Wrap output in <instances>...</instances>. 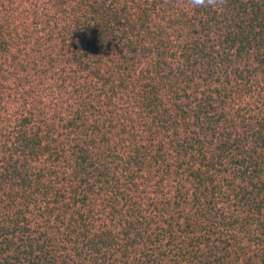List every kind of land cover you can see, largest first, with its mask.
Returning <instances> with one entry per match:
<instances>
[{
    "label": "trees",
    "instance_id": "trees-1",
    "mask_svg": "<svg viewBox=\"0 0 264 264\" xmlns=\"http://www.w3.org/2000/svg\"><path fill=\"white\" fill-rule=\"evenodd\" d=\"M14 1L27 20L29 0ZM32 2V28L15 37L17 8L0 30L1 60L24 75V107L0 108L13 124L0 131V264H264V108L241 121L229 109L264 71V0L192 12L188 0ZM31 66L76 86L56 82L78 99L61 134ZM132 87L154 114L147 143L129 111L103 118L96 104ZM56 162L66 184L43 183Z\"/></svg>",
    "mask_w": 264,
    "mask_h": 264
},
{
    "label": "rangeland",
    "instance_id": "rangeland-1",
    "mask_svg": "<svg viewBox=\"0 0 264 264\" xmlns=\"http://www.w3.org/2000/svg\"><path fill=\"white\" fill-rule=\"evenodd\" d=\"M18 1V0H17ZM23 1V0H21ZM26 1V0H24ZM30 1V2H29ZM28 3L20 6V8H28L29 10V14L26 15L27 20L24 19L21 15H20V9L18 8L17 4L15 3L14 0H0V30L1 27L5 25L7 22V17H9L10 13L13 12L12 9L17 10L18 8V12L14 11V14L11 16L13 19L16 20L17 22V27H15V37L17 35H19L20 33H25L26 27H33L34 24L32 23V18L33 16L30 15V10H32V0H29ZM39 5V4H37ZM181 5V4H180ZM185 8V10H188L190 12H192V10H195L190 4H187L186 6H183ZM27 10V11H28ZM16 25V23H15ZM11 26L8 28V32L11 33ZM16 30H17V35H16ZM14 51L16 52V49H14ZM13 53V52H12ZM49 53H51L49 51ZM9 57V55H7L6 57H4L5 59ZM10 58H12V55H10ZM14 59V58H12ZM37 60H41L43 59V54L42 55H38L36 57ZM28 60H25L24 64L27 62ZM11 62H5V60H1L0 58V84L1 85H6V89H1L0 86V108H8L10 111L9 113H14L13 111L15 109H18V107L20 106V104H22V100H19V96L16 93V85H19V80H16L18 78V76L21 74V76L24 77V75H22L23 73H21V67L18 69H16L14 67V64H10ZM15 63V62H14ZM22 59L20 60V64H22ZM42 63V62H41ZM252 63V62H250ZM249 63V64H250ZM38 64V63H37ZM40 64V63H39ZM38 64V65H39ZM41 68H43L44 64H40ZM247 65V63H246ZM113 67V65H111ZM32 70H31V74H29L28 78L31 80H33V84L31 87V90H34L37 92L38 98H36L40 103L37 104L38 108H42L41 112H43L46 117L48 118V120H50L52 125H55V127L57 129H59V131H56L55 134L58 135V132L61 134V132L63 133V131L60 129L62 127V123H61V117L62 120L66 119V118H70L69 116V112L71 109L75 108L78 106L77 102V98L75 100H72L70 98L69 95L64 94V91H59L57 85V81L59 80L58 78L63 75L66 77L69 87L68 89L73 92L74 91V85L70 82L71 78L69 77V71L66 73L63 72H59V69H53L52 72H50L48 75H46V77L43 76H37L38 74L34 73L35 72V68L33 66ZM41 68L40 71H41ZM20 69V70H19ZM19 70V71H18ZM26 74V73H24ZM73 77L75 76L74 74H72ZM87 75V74H86ZM80 75H77V77H79ZM89 77V76H88ZM85 76V78H80L81 81H79V84H85L87 81V78ZM28 79V80H29ZM79 79V80H80ZM29 80V81H30ZM235 82V81H234ZM60 84V82L58 83ZM78 84V85H79ZM237 85V84H236ZM239 85H243L244 87V91L246 92V94H241L242 92H234L236 91V86L233 88L232 90V97L231 100L229 102V109L230 106H233L234 109H232L231 114H234L235 110L237 111V115H239L240 120H243V118H247L250 117V119H253L252 116L258 117V114L260 113V110L264 108V71H260L258 72V75H253L251 78H247L245 79V81L243 82V84L239 83ZM26 88H28V85L25 84ZM82 86V85H81ZM99 86H101V84H99ZM115 86L117 87V83H115ZM44 90V91H43ZM131 90H133V87L129 90H119L117 88V93L116 96L114 97V107L110 106L109 102H102L103 99H105L103 96V99H98L99 101H101L103 104L96 102V104L98 106L101 107V111L103 112V114L105 116H103V118L105 117H109V116H114V119H124L121 115L123 114V110H127L130 112V116L132 118V121H130L127 125L131 126L134 125L137 131V135L139 138H143L145 140V143H147V141H149L148 139V135L151 134L152 132V126L150 125H145V124H150L154 118V114H149L148 111H146L144 109V104H141L138 101V99H136V94L133 95V93H131ZM105 92V91H104ZM42 93V95H40ZM96 93H100V91H96ZM161 98L165 99L164 94L161 95ZM42 101V103H41ZM7 104V106H6ZM109 104V105H108ZM116 104V105H115ZM11 105V106H10ZM24 107V104H22ZM231 110V109H230ZM67 111V112H66ZM101 112V113H102ZM236 117V116H235ZM243 117V118H242ZM4 120H0V131L1 128H5V130L8 127H13L12 123H9L8 121H5L6 123L3 122ZM12 121V120H11ZM134 121V123H133ZM247 122V121H245ZM245 124V123H244ZM244 124H243V128L241 127V125H239L238 128H236L235 130H233L236 134L241 135V136H245V131L246 128H244ZM123 127L120 128V130ZM119 130V131H120ZM127 131V130H125ZM135 131V132H136ZM119 132H116L115 135H119ZM66 135H68L67 133H64ZM160 139H163L162 136H159ZM62 139V138H61ZM161 141V140H159ZM57 165H59V167L62 165V162H56V167ZM65 165V164H64ZM41 166H44L43 164ZM59 171H61V169H59ZM63 171L60 172L59 176H53V177H45L44 178V182L43 183H53V182H57L58 184H66L65 180H60L63 179L64 177L66 178L67 175H64L62 173ZM172 179V178H171ZM61 182H59V181ZM64 181V182H63ZM142 182V180H141ZM156 182H158V180L156 179ZM155 185V184H153ZM153 187V186H151ZM59 189H62L61 185L58 186ZM153 190H155V188L153 187ZM162 190V189H161ZM165 191V190H164ZM172 191L174 192V190H171V192L169 193L168 197L169 198H173L174 197V193H172Z\"/></svg>",
    "mask_w": 264,
    "mask_h": 264
},
{
    "label": "clouds",
    "instance_id": "clouds-1",
    "mask_svg": "<svg viewBox=\"0 0 264 264\" xmlns=\"http://www.w3.org/2000/svg\"><path fill=\"white\" fill-rule=\"evenodd\" d=\"M193 8H217L225 3V0H188Z\"/></svg>",
    "mask_w": 264,
    "mask_h": 264
}]
</instances>
